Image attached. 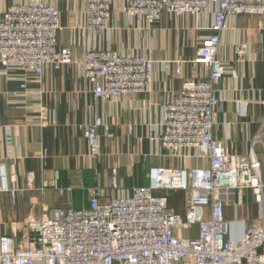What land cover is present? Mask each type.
I'll return each mask as SVG.
<instances>
[{
	"label": "built area",
	"instance_id": "built-area-1",
	"mask_svg": "<svg viewBox=\"0 0 264 264\" xmlns=\"http://www.w3.org/2000/svg\"><path fill=\"white\" fill-rule=\"evenodd\" d=\"M115 1L85 0L86 27L103 32ZM122 2L127 15L146 24L156 22L163 13L177 18L191 15L198 29L208 31L192 59L172 60L178 74L185 62L205 65L208 74L185 79L162 103L160 132L151 136L171 155L194 150L206 163L189 169L150 167L148 183L132 187L129 193L106 196L94 188L88 207L55 208L45 216H29L25 245L16 244L13 236H0V264H264V181L253 149L255 143L264 146V119L246 155L229 151L225 140L213 135L218 85L231 69L219 54L221 36L240 15L264 17V0ZM203 16H210L206 26ZM60 30L59 11L48 0H17L0 9V76L15 78V71H20L16 79L26 90V76L38 77L45 66L60 69L73 62L69 46L58 43ZM249 53V42L238 40L235 61L245 62ZM156 62L95 47L86 49L78 64L94 98L110 100L146 92ZM100 128L107 130L101 116L85 127L91 157L101 152ZM158 189L186 191L184 217L168 207L164 196L154 194ZM243 189L251 190L259 220L246 225L240 238L232 239L224 197L235 192L239 203ZM0 192L12 199L16 194L9 187L3 161ZM193 226L196 237L183 235Z\"/></svg>",
	"mask_w": 264,
	"mask_h": 264
},
{
	"label": "crops",
	"instance_id": "crops-1",
	"mask_svg": "<svg viewBox=\"0 0 264 264\" xmlns=\"http://www.w3.org/2000/svg\"><path fill=\"white\" fill-rule=\"evenodd\" d=\"M15 1L0 0V9ZM48 1L59 11L58 43L69 46L73 62L60 69L45 66L38 77L26 76V90L16 79L20 71H15V78L0 76V161L6 165L9 187L16 190L14 199L0 192V236H13L18 245L27 243L29 216H45L55 208L88 207L94 188L106 196L129 193L148 183L150 167L189 169L206 163L194 150L171 155L151 139L160 132L162 103L185 79L208 74L205 65L195 62H185L178 74L172 62L192 59L200 38L208 33L197 28L195 17L163 13L146 24L127 15L122 0H116L106 29L95 33L85 25V0ZM202 20L206 26L210 16ZM238 40L250 44L245 62L235 61ZM95 47L156 60L148 90L95 99L78 64L85 50ZM219 54L231 69L218 85L213 135L224 139L229 151L246 155L264 119V17H236L221 36ZM95 116L102 117L107 130L100 128L101 152L91 157L85 127ZM253 149L264 181V146L255 143ZM154 194L164 196L169 208L185 216V190L158 189ZM224 199V216L231 221L229 238L238 239L246 225L259 220L252 192L243 189L239 203L232 191ZM208 214L205 208L204 215ZM182 233L196 237L197 228Z\"/></svg>",
	"mask_w": 264,
	"mask_h": 264
},
{
	"label": "rangeland",
	"instance_id": "rangeland-1",
	"mask_svg": "<svg viewBox=\"0 0 264 264\" xmlns=\"http://www.w3.org/2000/svg\"><path fill=\"white\" fill-rule=\"evenodd\" d=\"M255 149H257V147H255ZM264 171V164H262V172Z\"/></svg>",
	"mask_w": 264,
	"mask_h": 264
}]
</instances>
